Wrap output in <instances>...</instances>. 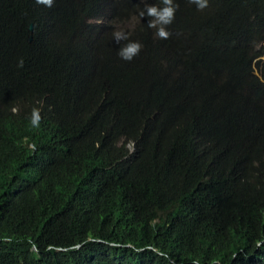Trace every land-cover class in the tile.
<instances>
[{
    "label": "trees",
    "instance_id": "trees-1",
    "mask_svg": "<svg viewBox=\"0 0 264 264\" xmlns=\"http://www.w3.org/2000/svg\"><path fill=\"white\" fill-rule=\"evenodd\" d=\"M176 3L0 0V264H264V0Z\"/></svg>",
    "mask_w": 264,
    "mask_h": 264
},
{
    "label": "clouds",
    "instance_id": "clouds-1",
    "mask_svg": "<svg viewBox=\"0 0 264 264\" xmlns=\"http://www.w3.org/2000/svg\"><path fill=\"white\" fill-rule=\"evenodd\" d=\"M37 4L51 8L55 0H35ZM161 6L148 5L140 11V19L147 16L150 18L147 27L155 29L154 36L158 39L167 40L171 33L167 30V26L173 23L175 14L179 10V4L176 0H159ZM188 3L195 5L197 11L208 10L209 0H188ZM112 38L117 44L123 43L117 50V55L120 59L131 62L143 48V44L138 40H130L129 33L124 28H119L112 32ZM261 46H264L262 44ZM264 61V56L261 58ZM18 67H23V60H21ZM13 111H16L14 108ZM41 109L34 107L30 114L29 123L33 128H39L41 122Z\"/></svg>",
    "mask_w": 264,
    "mask_h": 264
},
{
    "label": "rangeland",
    "instance_id": "rangeland-1",
    "mask_svg": "<svg viewBox=\"0 0 264 264\" xmlns=\"http://www.w3.org/2000/svg\"><path fill=\"white\" fill-rule=\"evenodd\" d=\"M135 21H136V19L134 17L129 19V21L126 24H124V27L128 28V29H130L131 27L133 28V25L135 24ZM117 28H121V27H117Z\"/></svg>",
    "mask_w": 264,
    "mask_h": 264
}]
</instances>
